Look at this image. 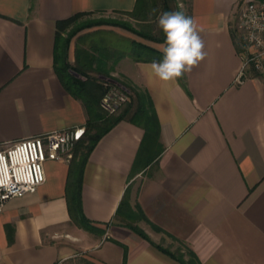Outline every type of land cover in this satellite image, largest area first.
Wrapping results in <instances>:
<instances>
[{"label":"crops","instance_id":"0c3cea01","mask_svg":"<svg viewBox=\"0 0 264 264\" xmlns=\"http://www.w3.org/2000/svg\"><path fill=\"white\" fill-rule=\"evenodd\" d=\"M248 1L190 0L188 15L201 29L207 55L184 82L161 81L150 71L153 61L132 55V40L161 50L160 42L113 25L82 33L126 41L112 46L125 50L113 75L129 87L130 100L134 89L151 98L160 153L133 173L145 128L130 115L97 142L81 196L83 212L104 233L73 220L71 162L49 159L38 190L10 198L0 211V264H183L154 244L163 236L187 244L203 264H264V82L252 69L241 75L236 30ZM136 4L0 0V144L87 125L84 102L55 68L56 23L75 13L132 11ZM126 192L161 229L139 221L149 239L116 218Z\"/></svg>","mask_w":264,"mask_h":264},{"label":"trees","instance_id":"16d2710c","mask_svg":"<svg viewBox=\"0 0 264 264\" xmlns=\"http://www.w3.org/2000/svg\"><path fill=\"white\" fill-rule=\"evenodd\" d=\"M157 2L159 0H137V4L132 11L119 12H131L138 20L147 21L149 20L148 12L150 11L154 12L155 18H159L164 12L182 11L179 8L174 10L171 0H160L162 6L159 11L156 7ZM84 14L87 13H75L57 21L55 68L69 92L84 102L88 113L86 135L77 143L74 149V157L71 160V174L67 186L70 214L73 220L86 229L104 233L105 230L96 227L85 215L82 208L81 184L85 163L90 152L105 133L111 130L120 120L130 115L133 122L145 128V135L133 167V173H136L141 169V166L150 164L159 155L161 129L151 98L137 89H134V96L123 111L108 113L103 109L101 105L102 98L111 86L117 85L126 90L129 88L122 79L113 75L116 64L124 55L125 50L122 47H117V50L112 47L117 45L114 44L117 40L111 43L105 42V38L109 36L107 33L78 34L87 27L105 24L121 26L154 42L165 43V35L161 29L159 34L155 32L153 24L138 29L128 22L116 19L92 20L78 24V19ZM97 35L100 37L99 39H96L95 36ZM75 36H77V42H79L76 45V60L72 63L69 60V53ZM87 38L92 40L86 46L85 41ZM131 43V52L136 59L145 61H160L163 59V53L160 49L136 40H132ZM109 60H112V63ZM179 79L184 82L183 76ZM78 157L79 160L76 161ZM116 218H121L133 230L147 239H149V236L138 225L139 221L149 222L155 229L161 230L149 219L139 203L132 204L129 192L124 195ZM173 238L178 240L176 237ZM154 244L183 264H203L196 252L188 245V255H186L180 251L173 252L161 244Z\"/></svg>","mask_w":264,"mask_h":264},{"label":"built area","instance_id":"2783aa9c","mask_svg":"<svg viewBox=\"0 0 264 264\" xmlns=\"http://www.w3.org/2000/svg\"><path fill=\"white\" fill-rule=\"evenodd\" d=\"M264 0H250L243 6L236 25L243 44L241 75L252 69L264 82ZM130 101L125 88L111 86L101 105L108 113L118 112ZM87 132L86 125L46 132L0 144V211L13 197L34 193L46 180L45 163L49 159L71 162L74 149Z\"/></svg>","mask_w":264,"mask_h":264},{"label":"clouds","instance_id":"9594fccd","mask_svg":"<svg viewBox=\"0 0 264 264\" xmlns=\"http://www.w3.org/2000/svg\"><path fill=\"white\" fill-rule=\"evenodd\" d=\"M253 25L264 31V26ZM158 26L165 35V44L161 51L163 59L153 61L151 73L161 81L168 82L190 73L206 58L201 29L196 20L182 11L164 12L158 18Z\"/></svg>","mask_w":264,"mask_h":264},{"label":"rangeland","instance_id":"374dc122","mask_svg":"<svg viewBox=\"0 0 264 264\" xmlns=\"http://www.w3.org/2000/svg\"><path fill=\"white\" fill-rule=\"evenodd\" d=\"M157 8L159 9V11L161 10V3L160 0L159 2H157ZM189 4H190V0H171V5L174 8V10H177L178 8L181 9L185 15H188V11H189ZM156 8V9H157ZM148 18L149 20L147 21H142V20H138L137 18L134 17V15L131 12H93V13H87L84 14L82 16H80V18L78 19V24L82 23V22H86V21H92V20H109V19H116V20H120V21H125L130 23L131 25H133L135 28L138 29H143L145 25H154V29L155 32H157L159 34V26H158V18H155V14L154 12L150 11L148 12ZM76 25V24H75ZM98 26H110V25H98ZM95 27V26H93ZM92 27H87L84 30H82L78 35H81L84 31H87V29H91ZM119 28H123L121 26H119ZM124 29V28H123ZM135 34V33H134ZM138 36V34H137ZM96 39H99L100 37L97 35L95 36ZM141 38V36H140ZM91 38H87L86 39V43L87 42H91ZM117 40L121 43V44H125V40L124 41H120V39L117 38ZM74 43L73 45L76 47L77 43V36L74 37L73 39ZM107 43H111L112 41H115V39L112 36H108L107 38H105L104 40ZM165 43L161 42V46H164ZM121 78V77H120ZM128 102L124 103V105L121 107V109L118 111H123L124 108H126ZM117 113V112H116ZM159 242L163 245H165L167 248L171 249V251L173 252H183L186 255H188V247L187 244H185L182 241L179 240H173V239H167L164 236L159 239Z\"/></svg>","mask_w":264,"mask_h":264}]
</instances>
